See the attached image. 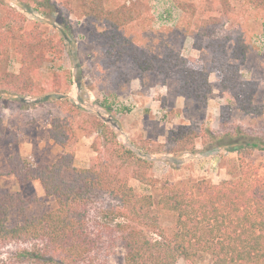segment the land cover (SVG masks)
<instances>
[{
	"label": "rangeland",
	"instance_id": "obj_1",
	"mask_svg": "<svg viewBox=\"0 0 264 264\" xmlns=\"http://www.w3.org/2000/svg\"><path fill=\"white\" fill-rule=\"evenodd\" d=\"M110 11L125 15L128 21L120 30L140 49L159 56L171 52L200 67L207 75V95L193 100L179 94L175 69L142 70L121 62L124 56L116 60V55L105 53L93 39L98 33L105 38L111 35ZM1 18L7 27L20 32L36 28L43 39L62 45L61 52L47 51L40 61H31V90L15 89L6 82V74L18 72L20 66L14 42L7 58L0 55V189L23 197L35 195V211L52 209L53 198L45 195L38 181L19 184L8 172V158L19 155L30 164L50 165L72 151V164L88 167L96 156H107L100 122L116 132L120 143L139 153L146 151L144 157L152 161L149 173L154 186L132 178L133 166L118 160L115 164L137 193L153 200L150 215L132 223L150 240L169 234L175 226V213L161 210L157 203L163 185L178 187L201 179L218 184L237 179L241 169L258 173L264 181V149L260 148L264 142V2L0 0ZM131 117L148 123L147 138L130 131ZM54 118L66 119L74 129V142L67 147L49 135ZM177 129L185 136L174 142L169 134ZM230 135L243 144L241 149L230 150L231 144H224ZM248 140L257 146L246 145ZM190 147L198 151L190 154ZM169 149L176 151L166 152ZM106 204L103 201L88 216L100 224L108 219L114 226L122 220L106 214ZM16 220L11 212L9 224ZM96 235L95 230L90 233L91 238ZM100 241L98 254L92 247L77 264H124L125 246L117 233H103ZM39 245L35 241L2 244L0 264H37L29 262L24 251ZM175 264H212V258L203 253L193 262L179 257Z\"/></svg>",
	"mask_w": 264,
	"mask_h": 264
},
{
	"label": "trees",
	"instance_id": "obj_2",
	"mask_svg": "<svg viewBox=\"0 0 264 264\" xmlns=\"http://www.w3.org/2000/svg\"><path fill=\"white\" fill-rule=\"evenodd\" d=\"M253 1L258 5L264 2ZM108 16L111 35L105 38L98 33L93 39L105 53L116 55V60L124 56L121 62L126 60L142 70L157 67L168 72L175 69L180 82L179 94L193 100L207 95V75L200 67L188 65L186 60L171 52L159 56L140 49L120 30L128 21L125 15L110 11ZM11 41L15 53L20 56V66L18 72L6 74V82L15 89L31 90V61H40L47 51L61 52L62 45L43 39L36 28L20 32L7 27L6 20L1 18L2 58L8 57ZM246 107L249 108L248 103ZM97 126L108 145L107 156H96L88 167L74 166L72 151L60 155L50 165L30 164L19 155L8 158V172L15 175L17 182L38 181L55 205L50 210L35 211L38 202L35 195L23 197L17 192L0 189V246L11 241H35L40 247L24 251L29 262L77 264L92 247L98 254L103 233H117L125 246L124 264H175L179 257L193 262L203 253L211 255L212 264H264V181L258 173L241 169L237 179L218 184L201 179L178 187L163 185L157 203L161 210L175 213V226L169 234L160 233L159 239L150 240L132 223L150 215L153 200L150 195L137 193L129 184V177L121 175L115 164L118 160L121 165L133 166L132 178L154 186L155 180L149 173L152 161L144 157L146 151L140 149L139 153L120 143L116 132L108 129L107 124L100 122ZM73 130L66 119L54 118L49 135L55 143L67 147L74 142ZM170 134L169 139L171 137L174 142L185 136L181 129L170 131ZM228 138L224 144H231L230 150L243 147L231 135ZM245 144L255 147L258 143L248 140ZM260 144L264 149V142ZM175 151L166 152L174 154ZM197 151L195 147L187 150L190 154ZM103 201H107L106 214L122 221L111 226L108 219L100 224L89 218L88 213L96 212ZM11 212L17 218L13 224H9ZM93 230L97 238L90 237Z\"/></svg>",
	"mask_w": 264,
	"mask_h": 264
},
{
	"label": "crops",
	"instance_id": "obj_3",
	"mask_svg": "<svg viewBox=\"0 0 264 264\" xmlns=\"http://www.w3.org/2000/svg\"><path fill=\"white\" fill-rule=\"evenodd\" d=\"M136 116V115H134ZM130 125V131L137 134H142L143 138H147L149 135V125L148 123L142 122V120L138 121L136 117H131L130 121L128 122ZM121 128V127H119ZM150 130V129H149Z\"/></svg>",
	"mask_w": 264,
	"mask_h": 264
}]
</instances>
